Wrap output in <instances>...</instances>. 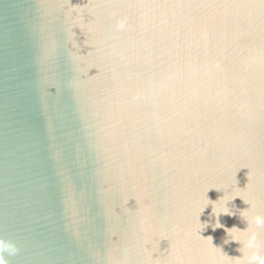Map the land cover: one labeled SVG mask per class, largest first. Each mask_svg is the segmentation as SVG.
Listing matches in <instances>:
<instances>
[{
    "label": "water",
    "instance_id": "water-1",
    "mask_svg": "<svg viewBox=\"0 0 264 264\" xmlns=\"http://www.w3.org/2000/svg\"><path fill=\"white\" fill-rule=\"evenodd\" d=\"M240 198L264 215V0H0L9 264H234Z\"/></svg>",
    "mask_w": 264,
    "mask_h": 264
},
{
    "label": "clouds",
    "instance_id": "clouds-1",
    "mask_svg": "<svg viewBox=\"0 0 264 264\" xmlns=\"http://www.w3.org/2000/svg\"><path fill=\"white\" fill-rule=\"evenodd\" d=\"M222 198L223 197L220 199ZM236 198L239 197H234L231 201L235 200ZM242 201L244 204L248 205V207L245 210L240 211V218L246 222L247 226L244 230H240L235 226L231 229L225 228L226 239L224 240V244L235 242L240 245L237 250L241 253V255L237 258L229 257L230 260L234 261V264H264V256L260 255L258 252L259 244L257 242V233L254 230L264 227V215L251 214L252 206H250L247 201ZM212 215L216 217V223L213 227V230H216L224 227L219 222V217L221 215L232 216L234 213H232L226 205L225 209L219 213H215L212 209ZM244 237H246V239ZM205 239L211 241L213 245V238L211 236ZM18 252L19 248L12 240L0 238V264H9V261L6 259V257H13L17 255Z\"/></svg>",
    "mask_w": 264,
    "mask_h": 264
}]
</instances>
